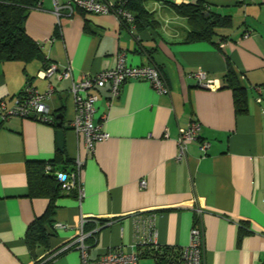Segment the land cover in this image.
I'll use <instances>...</instances> for the list:
<instances>
[{
    "label": "crops",
    "instance_id": "1",
    "mask_svg": "<svg viewBox=\"0 0 264 264\" xmlns=\"http://www.w3.org/2000/svg\"><path fill=\"white\" fill-rule=\"evenodd\" d=\"M198 1L230 17L231 27L217 30L211 41L184 43L188 26L171 4ZM142 5L154 26L131 30L111 14L75 9L56 15L53 1L41 0L24 27L44 59L0 63V101L12 106L27 82L41 94L50 84L56 92L47 105L55 117L63 116L64 132L61 152L56 119L55 126L19 117L0 123V264L35 261L25 234L48 200L29 197L27 164L55 161L54 171L70 173L77 157L85 160L79 175L83 194L56 200L49 250L57 255L51 264H81L73 244L80 224L88 258L95 260L116 249L137 252L149 243L151 219L155 245L183 248L197 217L204 264L264 260V0H143ZM119 54L128 66H155L168 93L132 80L112 100L108 86L100 89L94 122L109 138L87 156L83 140L69 126L74 117L70 80L40 74L53 63L69 67L78 81L112 68ZM228 65L245 88L242 114L222 81ZM196 72H204L213 87L199 85ZM192 122L200 124L199 137L178 161L179 129ZM203 141L209 144L205 154L199 150ZM241 228L248 234L238 240ZM45 253L38 249L37 258Z\"/></svg>",
    "mask_w": 264,
    "mask_h": 264
},
{
    "label": "built area",
    "instance_id": "2",
    "mask_svg": "<svg viewBox=\"0 0 264 264\" xmlns=\"http://www.w3.org/2000/svg\"><path fill=\"white\" fill-rule=\"evenodd\" d=\"M54 12L59 15L61 11H67L70 14L74 10H79L88 14L113 15L121 24H129L131 30L135 29L133 15L125 5L130 0H52ZM186 2L187 0H180ZM42 79L54 78L57 81L70 80L69 92L74 101V117L69 126L72 132L83 140L84 150L87 156L91 155L97 143L107 140L109 135L102 129L100 124H95L97 93L100 89L108 86L110 100L119 95L121 86L127 81H147L152 88L159 94L168 93L160 71L155 66L131 67L125 63L124 54L117 55L116 64L109 69L101 70L93 75L83 76L75 81L72 77L71 69L59 68L53 63H48L40 74ZM194 78L197 83L204 87H213L210 80L207 79L204 72H196ZM56 90L52 85H48L45 93H39L31 83L27 82L21 93L17 96L14 104L10 107L4 101H0V123L9 120L12 117L23 119L38 120L53 124L55 115L50 113L47 101L55 94ZM105 116H102L104 119ZM200 124L192 122L185 128L179 129L177 139L178 156L177 160H184L186 157L187 146L197 141L200 132ZM209 147L208 142L203 141L199 144V150L205 154ZM83 159L77 157L74 160V170L70 173L54 171L51 164L46 163L44 169L46 173L54 177L62 184L65 193L71 190H77L79 197L82 196V186L79 182V175L84 165ZM140 186L145 188L144 180ZM56 228H64V225L57 224ZM150 238L149 243L155 245L154 221H149ZM86 236L82 231V224L77 237L74 239V246L80 253L81 264H138L140 257L137 252L125 253L121 249L99 256L95 260H90L87 254V247L84 244ZM73 246V245H72ZM70 248V247H69ZM67 248V249H69ZM52 250L51 252H53ZM204 233L199 217L195 220L189 236L187 246L180 248V253L176 259L172 257L160 258L157 264H204ZM57 253L53 252L46 258H38L32 264H51ZM264 264V260L260 262Z\"/></svg>",
    "mask_w": 264,
    "mask_h": 264
},
{
    "label": "trees",
    "instance_id": "3",
    "mask_svg": "<svg viewBox=\"0 0 264 264\" xmlns=\"http://www.w3.org/2000/svg\"><path fill=\"white\" fill-rule=\"evenodd\" d=\"M142 1L130 0L125 5V8L133 15L137 30L154 26L153 15L144 9ZM40 2L41 0H0V63L7 61L28 63L44 59L41 47L27 35L24 27L29 12L39 8ZM171 8L187 23L188 31L184 43L211 41L217 35V30L231 27L230 17L211 12L201 1L178 5L171 4ZM121 24L127 26L124 21ZM222 81L233 92L236 113L246 112V93L240 82L238 72L228 65ZM47 163L51 164L52 167L55 165V161ZM45 165L46 163L27 164L29 197H41L48 200L44 213L28 225L25 234L26 244L35 261L38 259V249L46 252L43 258L55 252V250L53 252L49 250V239L54 236L53 224L57 209L56 200L63 194H67L54 175L51 172H45ZM76 193L77 190L73 189L68 194ZM247 234L248 232L241 228L238 240ZM137 250L140 259L150 258L154 264H157L160 258L172 257L176 259L180 253V248L153 246L151 243L140 245Z\"/></svg>",
    "mask_w": 264,
    "mask_h": 264
},
{
    "label": "water",
    "instance_id": "4",
    "mask_svg": "<svg viewBox=\"0 0 264 264\" xmlns=\"http://www.w3.org/2000/svg\"><path fill=\"white\" fill-rule=\"evenodd\" d=\"M55 119L57 120L56 123V143H57V149L59 151H63L64 147V132L62 130L63 125V116L62 115H56Z\"/></svg>",
    "mask_w": 264,
    "mask_h": 264
},
{
    "label": "rangeland",
    "instance_id": "5",
    "mask_svg": "<svg viewBox=\"0 0 264 264\" xmlns=\"http://www.w3.org/2000/svg\"><path fill=\"white\" fill-rule=\"evenodd\" d=\"M139 264H154L152 259H140Z\"/></svg>",
    "mask_w": 264,
    "mask_h": 264
}]
</instances>
